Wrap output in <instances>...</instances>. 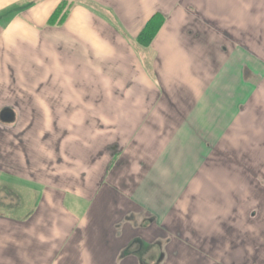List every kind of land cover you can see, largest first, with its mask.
Masks as SVG:
<instances>
[{"label":"crops","instance_id":"crops-1","mask_svg":"<svg viewBox=\"0 0 264 264\" xmlns=\"http://www.w3.org/2000/svg\"><path fill=\"white\" fill-rule=\"evenodd\" d=\"M24 1L0 40L24 94L0 111L102 119L79 133L108 137L57 128L50 147L48 126L0 121V264H146L168 237L165 264L264 262V0H79L54 26L64 0L0 13Z\"/></svg>","mask_w":264,"mask_h":264},{"label":"rangeland","instance_id":"rangeland-1","mask_svg":"<svg viewBox=\"0 0 264 264\" xmlns=\"http://www.w3.org/2000/svg\"><path fill=\"white\" fill-rule=\"evenodd\" d=\"M53 1L54 0H41V2H45V3H51ZM74 1L78 2L79 0H64V2H65V6H63L64 12L70 8V6L74 3ZM30 4L31 3L25 2V1L21 2V3H17L15 6L7 9L6 12L0 13V40L2 39L1 36L3 35L1 30H7V29L11 28V25L14 23V20L16 21V19H18L19 14H21L22 12L26 11L29 7H31ZM161 19L162 18H158L157 21L155 22V25L159 21H161ZM56 20L57 19L51 21V23H48V24L50 26H54L55 22H57ZM146 46H148V45H146ZM0 47L7 48V47H9V44L7 43V41L2 40V42L0 43ZM0 53H1L0 65H2L4 67V69H0V106H1V105H3V103L8 104L9 103L8 101L10 100V98L11 99L15 98L16 93H18V96H16V97L22 98V96L24 94V90L21 87L11 86V85H9V83L14 80L13 78L21 79V77H24V71L26 72V69H25V63H24L25 61H24V59H22V56H21V59L19 60L18 57L20 55L12 54L10 51H8L9 54L6 53L3 55V52H1V50H0ZM16 67L18 69H16ZM20 68H23L22 71L20 70ZM16 70H18V71H16ZM70 89H71V86H70ZM13 103H16V102H13ZM13 103H9V104H13ZM19 103H20V105L24 104L23 102H19ZM54 104H56V103H54ZM242 108H243L242 110L244 111L245 107L242 106ZM258 110L263 111L264 108L261 107V108H258ZM28 120H32V119H24V118L18 119V122H15V125L17 124L18 126H25L26 125L25 122ZM100 120L102 122H108V121H103L102 119H94V118H90V119L89 118H80V119L77 118V119H74V118H68V117H59V118L49 117L46 119H44V118L43 119H36L35 121H28V122L31 123L30 125H35V126L41 125L44 127L48 126L47 131L49 133L50 147L55 146V143L57 142V140H56L57 134H56V132H53V130L56 131V129L58 128V130L60 132L64 131L65 132L64 136H67V137L72 136V134H67V132L70 129H74L77 132V135H78L81 142H83L84 144H87V145H89V144L91 145L92 143H94L92 146L97 148V146L100 145V143H102L103 139L105 137H108V135H104L103 133L91 134V133L87 132L88 130L83 132L84 128L81 129V133H79V131H80V127L81 128L82 127H90L92 129H94V122H100ZM113 120L116 121V124H113L114 129H112L114 131L113 136L115 138V137L121 136V134H120L121 128L118 125V121L120 119H113ZM73 122H75V123H73ZM74 125L77 127V130L73 127ZM98 126H102V125L99 123V125L97 124V127ZM118 145L120 146L119 143H117L116 145H113V149H112V151L114 153V157H115L113 159V164H112L113 169H116V163L119 164L118 160H119L120 156L117 155ZM92 146H90V147L92 148ZM97 152H98V150H97ZM242 159H241V161H243ZM119 166H121V165L119 164ZM242 166H244L243 169H245L246 173H250V175H253V173H254L253 169H250L248 166H246V164L242 165ZM262 183L264 184V181H262ZM261 204L264 206V198L261 199ZM263 206L262 207L260 206V207L264 210ZM0 211H2V209H0ZM23 212L24 211L20 210L16 214H17V216H20V215H22ZM261 213H262V210H261ZM263 217H264V212H263ZM130 253L131 254H127L128 256H125L123 254L122 258L124 259V258L129 257V258L133 259L132 251ZM198 259H199L198 260L199 264H221L218 261H209L208 259H205L202 256H199ZM129 261H131L132 263H135V261L134 262L132 260H129ZM125 263L126 262H121L119 264H125ZM261 264H264V262H262Z\"/></svg>","mask_w":264,"mask_h":264},{"label":"trees","instance_id":"trees-1","mask_svg":"<svg viewBox=\"0 0 264 264\" xmlns=\"http://www.w3.org/2000/svg\"><path fill=\"white\" fill-rule=\"evenodd\" d=\"M63 6H65L64 1L60 4L58 8H56V10L54 11V13L49 19V23H51V21L55 19H57L56 20L57 22H55V24L62 23L64 21V19L67 16L68 10L64 12ZM158 18H162V19L155 25V22L157 21ZM163 20H164L163 15L161 14L154 15V17L150 19V21L147 23V25L144 27V29L140 33L138 37V41L142 44L144 43V45H149L152 39L154 38L155 34L157 33L158 29L162 25Z\"/></svg>","mask_w":264,"mask_h":264},{"label":"flooded vegetation","instance_id":"flooded-vegetation-1","mask_svg":"<svg viewBox=\"0 0 264 264\" xmlns=\"http://www.w3.org/2000/svg\"><path fill=\"white\" fill-rule=\"evenodd\" d=\"M137 240L134 239L132 243L127 247V252H129L128 254H131L130 252L134 250V246H133L134 244L138 242L140 243V240L138 241ZM171 242H172V239L170 237L161 238V239H157L151 246L146 248L145 251H143L144 255H146V257L151 260V263L146 262V264H165L168 255L166 252H164L163 249L166 245H168ZM156 248L159 251H157Z\"/></svg>","mask_w":264,"mask_h":264},{"label":"water","instance_id":"water-1","mask_svg":"<svg viewBox=\"0 0 264 264\" xmlns=\"http://www.w3.org/2000/svg\"><path fill=\"white\" fill-rule=\"evenodd\" d=\"M0 121L4 124H11L16 121L15 110L10 107H4L0 111Z\"/></svg>","mask_w":264,"mask_h":264}]
</instances>
